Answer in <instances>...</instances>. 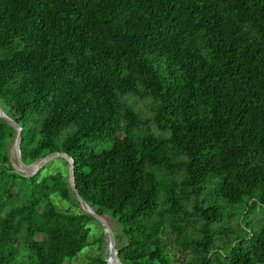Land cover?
Segmentation results:
<instances>
[{
  "label": "trees",
  "instance_id": "trees-1",
  "mask_svg": "<svg viewBox=\"0 0 264 264\" xmlns=\"http://www.w3.org/2000/svg\"><path fill=\"white\" fill-rule=\"evenodd\" d=\"M0 105L25 163L73 158L123 263L174 264L171 233L181 264H264V0H0ZM16 135L0 117V264H73L95 218L56 203L65 158L15 169Z\"/></svg>",
  "mask_w": 264,
  "mask_h": 264
},
{
  "label": "rangeland",
  "instance_id": "rangeland-1",
  "mask_svg": "<svg viewBox=\"0 0 264 264\" xmlns=\"http://www.w3.org/2000/svg\"><path fill=\"white\" fill-rule=\"evenodd\" d=\"M140 105L145 110L144 112L148 115L150 114L148 110V100H142L140 101ZM15 139L11 140L8 146L9 150V160L11 164L15 167L16 170L19 167V163L17 160V153L15 150ZM66 160V159H65ZM67 161V160H66ZM68 162V161H67ZM61 166L60 162L54 161L51 164V169H55ZM30 174V173H29ZM68 175H69V164H68ZM69 178V177H68ZM54 199L59 207L66 209V210H75L76 208H81L80 204L77 203L78 206H73V203L68 202L66 200L61 199L57 195L54 196ZM103 217L106 219L107 223L111 226L114 234H120L122 235V229L117 222V220L112 217L111 215L105 213L103 214ZM248 220L251 221V223H258L261 220H264V206H261L260 204L255 205V207L250 211L248 215ZM90 225L92 227V232L90 234L89 240L92 241L94 239L100 238V247L98 246V243H93L94 245H89L85 247L81 252H79L74 258H73V264H88L89 258L88 255H94L96 253H100L105 259L109 257V235L107 231H104L103 227L101 226L100 222L96 219L90 221ZM103 233V234H102ZM167 239L169 241V245L172 251V254L174 255V264H181V259L185 257L188 252L186 250H182L181 248H178L174 244V236L173 234L169 233L167 236ZM122 242H124L125 238L122 236L120 239ZM120 244L118 240H116V246ZM115 261H110L107 264H125L123 263L118 255L117 252L114 253Z\"/></svg>",
  "mask_w": 264,
  "mask_h": 264
},
{
  "label": "water",
  "instance_id": "water-1",
  "mask_svg": "<svg viewBox=\"0 0 264 264\" xmlns=\"http://www.w3.org/2000/svg\"><path fill=\"white\" fill-rule=\"evenodd\" d=\"M0 117L4 118L10 125H12L16 132L17 135L15 137V150L17 153V160L19 163V167L17 168L19 171L26 173V174H32L35 173L36 171L39 170L46 162L56 158V157H63L68 161L69 164V182L70 185L73 187L75 194L77 196V199L79 201V204L81 208L89 213L91 216H93L95 219H97L101 226L103 227L104 231L108 232L109 235V257L106 258L107 263L110 262V257L114 256V253L117 252L116 249V239H115V234L111 228V226L107 223L106 219L103 217V215L99 214L96 212L89 204L85 202V200L81 197L79 194L77 188H76V183H75V170H74V160L71 156H69L65 152H53L45 155L44 157L37 159L31 163H25L21 157V150H20V144H21V130L22 127L11 117L9 116L1 107L0 105Z\"/></svg>",
  "mask_w": 264,
  "mask_h": 264
},
{
  "label": "bare ground",
  "instance_id": "bare-ground-1",
  "mask_svg": "<svg viewBox=\"0 0 264 264\" xmlns=\"http://www.w3.org/2000/svg\"><path fill=\"white\" fill-rule=\"evenodd\" d=\"M109 259H110L111 262L112 261H115V258L114 257H110Z\"/></svg>",
  "mask_w": 264,
  "mask_h": 264
}]
</instances>
